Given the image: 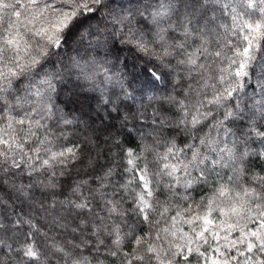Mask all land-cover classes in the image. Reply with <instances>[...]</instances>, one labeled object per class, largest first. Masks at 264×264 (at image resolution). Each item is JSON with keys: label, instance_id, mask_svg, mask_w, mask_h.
Instances as JSON below:
<instances>
[{"label": "snow or ice", "instance_id": "obj_1", "mask_svg": "<svg viewBox=\"0 0 264 264\" xmlns=\"http://www.w3.org/2000/svg\"><path fill=\"white\" fill-rule=\"evenodd\" d=\"M129 56L143 62L153 123L198 140L205 151L177 148L174 136L163 153L147 144L128 149V178L119 185L126 196L103 191L113 167L91 180L81 177L64 195L56 177L71 176L69 168L79 163L94 173L96 161L85 159L79 143L58 144L65 128L90 125L54 98L71 85L73 94L98 93L100 106L119 112L121 97L135 99L122 71ZM256 60L264 62V0H0V173L27 170L29 183L12 182V189L42 213L37 220L9 212L0 200V264H9L4 249L13 253L12 264H52L53 257L56 264H93L80 252L93 243L97 251L106 248L112 264H264V167L258 173L248 167L253 158L264 161V63L257 92L245 100ZM165 75L172 91L157 92ZM165 106L176 110L175 120L155 119ZM130 115L137 118L129 106L122 127ZM205 128L234 139L229 144ZM108 138L119 147L118 138ZM187 152L191 158L181 160ZM198 185L211 191L196 201L191 193ZM160 189L168 193L164 201ZM35 191L43 199L34 200ZM138 222L148 231L137 232ZM9 230V239L23 237L19 247L5 240ZM52 230L66 239L49 241Z\"/></svg>", "mask_w": 264, "mask_h": 264}, {"label": "trees", "instance_id": "obj_2", "mask_svg": "<svg viewBox=\"0 0 264 264\" xmlns=\"http://www.w3.org/2000/svg\"><path fill=\"white\" fill-rule=\"evenodd\" d=\"M240 3H243V0H240ZM238 10H241L238 6ZM251 12L252 10H248ZM258 16V12L256 13ZM15 19V17H13ZM89 37L85 36L84 43L85 45L88 42ZM198 43V42H197ZM195 46V45H193ZM126 55V53H125ZM142 61L134 59L132 56L128 57L127 62V68L123 69L122 71L125 73L124 80L126 83V86L128 84L131 85V88H129V91H132V89H135L136 91L133 92V96L135 97L134 100H124L123 97H121V100L124 101L123 103L119 104L120 111L117 112L113 110L112 105H108L107 108H104L100 106L99 100H98V93H87L83 92L79 89L75 90V94L73 92L71 93L70 90H68L71 85L66 86L64 91H67L68 93L61 92L58 98H54V103L58 105L61 109H63L65 112L72 113L76 118H78L80 121L87 122L88 125H90L89 128L83 127V125L78 126H69L64 129V132L66 133V138H61L58 141L59 145H67L72 146L73 143H79L80 147L84 149V157L92 158L96 161V169L93 173L91 169H85L83 163L77 164L75 167H70L69 171L71 172V176H57L56 179L59 181V183L62 184L63 188V194L69 195L68 186L72 184L74 181L79 180L81 177L85 179H90L98 174H102L105 169L108 167L114 168V174L110 178V183L105 182V187L103 191L107 194L108 198H118V196H114V193H119V195H127L123 192H119V185L123 183L127 178L128 174L125 173L124 169L127 166L126 165V159L123 157V152L127 151L128 149H133L134 151H141L143 147L147 145L153 146L157 152L163 153L165 151V143L168 139H171L173 136L175 137V142L177 144V148H183L185 144H191L196 145L200 147L201 151H205L203 146L199 145L198 140H191L186 137V135L183 132H177L176 130L164 127L163 129L160 128L159 124L153 123V107H147L148 100L147 96L151 94L150 92L143 90L142 93H140L138 86L141 89L150 88V85H144V80L146 77V73L143 72L142 69ZM261 63H264L260 60H256L253 62V64L249 68V77H248V86L246 87L247 93H249V96L245 97L246 102H250L252 98V94L257 92V89L255 87L256 81L260 79L261 76V69L259 65ZM118 67H121L118 65ZM171 77L168 75H165L164 81L160 82L157 81L155 83V90L157 92L163 93L165 92V88L168 85H171ZM173 86V84H172ZM143 87V88H142ZM115 91L119 92V88H116ZM177 91L179 92L180 89L177 88ZM171 92V91H168ZM142 94V97H139ZM139 95V96H138ZM87 97V98H86ZM86 98L85 100H83ZM255 99H259V96L256 95ZM96 106V108H95ZM130 111L132 114H134L137 118L133 119L131 118V115L129 119L125 122L124 126H121V117L125 112ZM97 107L99 108L100 112L97 111ZM155 107V106H154ZM145 108H147V111H145ZM96 109V110H95ZM105 116V118H103ZM177 116V112L175 109H168L167 106H165L164 110L162 111L161 115L157 116L155 119L159 121L160 119H163L164 117L169 118V122L175 120ZM146 117V118H144ZM51 123V122H49ZM142 123V124H141ZM134 126H140L143 128L150 129L148 131L152 132L148 135H144L141 133V135L138 132H134ZM159 132V135L156 133ZM205 133H210L212 136H216L217 139L227 141L229 144H231L232 140L234 139L232 136L225 135L223 132H220L219 135H217V130L211 129V128H205ZM108 133L111 134L112 137L118 138L119 140V147H116L113 145L112 140L108 138ZM157 141H160L157 143ZM54 150H59L58 146L54 147ZM147 158L149 160H153L154 157L151 154H146ZM214 155V154H213ZM191 158V153L187 152L186 156L181 155V160H186ZM253 161H250L248 164V167L250 169V172H260L261 167H264V161H255V158H253ZM141 166H143V157L141 158ZM153 170H155L156 165H152ZM19 171V170H17ZM224 174H228L230 172L229 169L225 168L221 170ZM88 173V174H86ZM90 174V175H89ZM178 175H183V173H177ZM194 175H198V172L193 170ZM1 175H6L4 173H0ZM11 176V174H8ZM20 182L22 183H28L30 180L29 175L27 174V170L25 171L24 175H19ZM95 186V185H93ZM1 191L4 193H8L0 188ZM61 191V190H58ZM183 192V189L180 190ZM211 189L207 185L203 186H196V190L192 191L191 196L194 200L198 201L201 196H206L210 193ZM159 196V199L161 201H164L166 197L168 196V193L160 189L157 193ZM58 199L63 198V196H58ZM33 199H43V196L41 192L35 191L33 195ZM174 202L177 203H190L188 202H180L179 197L174 198ZM130 200L126 199L124 202V207L128 208L130 205ZM23 210L25 213L29 212L28 207H18L16 209L17 212ZM99 214L102 217H107L108 213L106 209H97ZM14 218V217H13ZM40 218V217H39ZM135 218H132V220L129 221V223H132ZM41 220V219H39ZM115 222H119L122 229H124V224L119 221V217L114 218ZM109 224H112L113 220L107 221ZM185 229H187V225H181ZM136 231L140 232L148 231V225L142 222H138L135 224ZM126 230V229H125ZM12 236V231H7L4 234V238L9 242V237ZM90 239H95L92 237H89ZM49 241L52 239H55L56 242L62 243L66 237H62L58 235L56 230H52L49 232ZM106 243H110V240L105 236L104 237ZM16 243L14 245L11 242V245L13 248L19 247V244L23 241V237L15 238ZM80 252L83 253L84 256L88 257L89 260L95 264L96 261H102L103 264H112V261L115 260L114 257L108 256L106 253V248L102 246L99 251L96 250L94 243L90 244L87 248L81 249ZM2 258L5 261H8L9 264H12L13 260V253L9 252L8 249H4ZM52 264H56L55 257L52 258Z\"/></svg>", "mask_w": 264, "mask_h": 264}, {"label": "rangeland", "instance_id": "obj_3", "mask_svg": "<svg viewBox=\"0 0 264 264\" xmlns=\"http://www.w3.org/2000/svg\"><path fill=\"white\" fill-rule=\"evenodd\" d=\"M137 88H139L140 93L143 92V90L139 86ZM172 88H173L172 84L171 85L167 84L165 90L166 91H172ZM68 90H70L71 93L73 92L71 87ZM62 92L66 93V94L68 93L67 91H62ZM139 97H142V94ZM86 98H84L83 100H85ZM95 108H96V106H95ZM97 109H98L97 111L100 112L98 107H97ZM103 118H105V116ZM165 118L167 120H169L168 117H164L163 119H165ZM134 130H135L134 132H138L140 135H141V133L144 134V135H148V134H150L152 132V130H151V132L148 133V131L150 129L143 128V127H140V126H134ZM18 178H19V175H15V176H13V175H11V176L10 175H1L0 176V188L3 189L4 191L8 192L6 194V193H4L3 191L0 190V200H3L6 204L9 205V208H8L9 212H12L13 209H15V211H16V209L18 207H22V208L23 207H28L29 208V212L28 213H33L37 220L41 219L42 218V213L39 210H34L32 208V206H31V204L28 201H26L23 196H20L17 192H15L12 189V182H15L16 184H21L22 183V182H20V180ZM5 181H8V182L5 183ZM28 183H22V184L27 185ZM4 222L6 224L8 223L7 220H5ZM9 231H11V230H9ZM8 241H9L8 242L9 244H11V242H12L13 245H14V243H16L15 238H11Z\"/></svg>", "mask_w": 264, "mask_h": 264}]
</instances>
